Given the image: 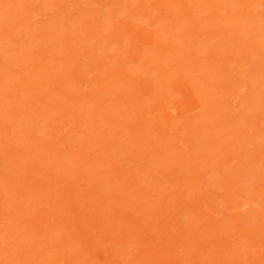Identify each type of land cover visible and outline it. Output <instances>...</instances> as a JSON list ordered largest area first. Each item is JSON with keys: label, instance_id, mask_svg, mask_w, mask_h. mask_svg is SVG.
<instances>
[{"label": "rangeland", "instance_id": "1", "mask_svg": "<svg viewBox=\"0 0 264 264\" xmlns=\"http://www.w3.org/2000/svg\"><path fill=\"white\" fill-rule=\"evenodd\" d=\"M0 264H264V0H0Z\"/></svg>", "mask_w": 264, "mask_h": 264}]
</instances>
